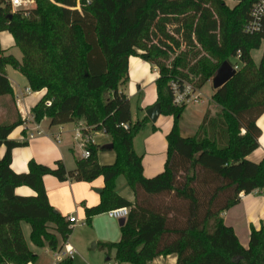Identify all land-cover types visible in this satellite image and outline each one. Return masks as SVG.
<instances>
[{"label": "trees", "instance_id": "16d2710c", "mask_svg": "<svg viewBox=\"0 0 264 264\" xmlns=\"http://www.w3.org/2000/svg\"><path fill=\"white\" fill-rule=\"evenodd\" d=\"M225 1L90 0L86 5L78 0V7L77 0H34L27 17L0 6V33L12 36L22 55L20 62L7 56L0 63L17 70L31 91H46L31 109L33 121L47 118L50 126L82 121L92 134L107 135L116 154L114 164L101 166L97 153L102 148L90 145V156L77 160L71 172L59 161L51 169L30 160L28 173L15 174L11 151L26 143L8 136L21 121L0 125V147H5L0 158V264H36L21 223L30 226V242L37 248L57 251L71 234L68 222L48 202L45 176L60 182L103 179L99 204L84 210L87 223L110 210L128 209L120 240L102 246L115 252L117 264H148L168 255L176 256V264H264V220L259 230L251 229L244 248L221 217L241 194L264 188V158L259 163L247 159L258 148L256 121L264 113V47L258 64L251 57L264 45V18L259 32L246 34L243 27L258 0H233L232 8ZM168 26H175L180 39L166 31ZM182 45L187 50L179 51ZM130 57L157 69L156 104L160 115L173 118L164 170L151 179L143 176L141 157L132 146L147 118L132 124L129 101L119 92L128 81ZM229 59L240 68L211 96L219 113L207 110L196 133L181 137L185 107L171 104L169 83L186 81L201 90ZM5 88L11 95L6 82ZM119 177L133 191L134 203L116 193ZM19 187L35 196H17ZM168 195L179 208L150 201Z\"/></svg>", "mask_w": 264, "mask_h": 264}, {"label": "crops", "instance_id": "0c3cea01", "mask_svg": "<svg viewBox=\"0 0 264 264\" xmlns=\"http://www.w3.org/2000/svg\"><path fill=\"white\" fill-rule=\"evenodd\" d=\"M233 2L235 5L236 2ZM226 5L230 7L227 3ZM2 33L4 32L0 34ZM1 47L0 43V52H4L5 50ZM158 76V72H154L150 64L140 58L130 57L128 59V81L119 88V92L125 95L129 101L132 124L147 118L146 111L156 104L154 83ZM5 82L11 89V95L6 94ZM14 84L15 82L6 77L3 69L0 68V125L12 124L19 119L21 125L13 130L8 139L18 143H26V146L15 148L11 151L10 169L15 174H26L28 173V163L30 160H33L51 169H54L56 163L59 161L67 172L73 171L81 154V148L73 140V134L78 124L83 122H73L69 126H50V120L47 118H44L39 123L26 121L25 116L27 112L31 113V109L42 99L46 91L33 92L29 89L28 83L27 88L21 91ZM27 89H29V92H26ZM133 103L140 114V118L137 115L136 120L133 119ZM212 106L209 104L207 110H211ZM185 109L179 120L181 137H183L181 119ZM205 111L204 109L199 110L197 114L198 120L194 126V134L202 121ZM146 123L144 126L147 127L151 123V128L148 130L145 127L146 129L142 132L141 146L139 147V142L136 141L137 136L133 138L132 146L136 155L141 157L143 176L151 179L164 170L167 154L166 136L172 128L173 118L171 116L159 115L154 123L148 120V118ZM256 125L261 132L258 139V148L247 157L253 163H259L264 158V113L257 119ZM35 131H39L41 134L29 140L28 135ZM194 134L187 132L186 135L188 137L183 138H190ZM92 141L93 145L102 148L97 153L98 164L101 166L114 164L116 160L115 152L103 149L105 145L111 144L110 138L104 133L99 132L93 133ZM4 153L5 147L2 146L0 147V158ZM42 181L50 206L63 216L66 221L68 217L75 216L76 219L85 221L87 226L86 232L81 235V238L75 239L71 232L65 243L60 242V249L65 245L72 249V264H117L114 259L115 252L113 250L108 251L102 246L117 243L120 240V226L119 223L115 222L119 220L111 219L104 213L94 216L87 223L84 214L86 208L95 207L99 204L100 194L104 187L103 179L98 178L90 183L74 180L60 182L52 176H45ZM115 191L126 201L134 203L135 195L124 178L119 177L116 180ZM15 194L20 197L35 196V193L27 187L16 188ZM239 199V203L225 211L221 217L224 224L233 229L241 246L247 248L251 229L259 230L264 220V188L248 195L241 194ZM23 224L26 223L20 224L23 238L28 249L37 256L36 264H58L59 262L55 261L56 251H51L47 247L37 248L31 242H27ZM148 264H176V256H160Z\"/></svg>", "mask_w": 264, "mask_h": 264}, {"label": "built area", "instance_id": "2783aa9c", "mask_svg": "<svg viewBox=\"0 0 264 264\" xmlns=\"http://www.w3.org/2000/svg\"><path fill=\"white\" fill-rule=\"evenodd\" d=\"M34 0H0L1 7H7L11 14L21 13L22 16L27 17L29 11L33 8ZM78 4V0H77ZM90 4V0H86V5ZM79 7V4L77 5ZM264 18V0H258L252 7L249 19L243 27L246 34H254L261 30L262 21ZM169 92L171 95V104L174 107H186L190 104H199L202 102L200 90L196 89L191 83L186 81H171L169 83ZM29 92V89L26 90ZM19 102V100H17ZM50 105V103H47ZM26 121H33L31 113L27 112L25 116ZM121 127L128 129L127 124H121ZM39 131L30 133L28 139H33L36 135H40ZM92 133L89 128L85 127L84 123H79L77 129L73 134V140L76 141L80 148V159H87L90 156L88 147L93 145ZM106 215L115 220L126 219L128 216L127 208H119L106 212ZM69 229H74L76 226H84L85 221L76 219L75 216H70L67 219ZM65 258H72V249L68 246H63L62 249L56 251L55 261L60 262Z\"/></svg>", "mask_w": 264, "mask_h": 264}, {"label": "rangeland", "instance_id": "374dc122", "mask_svg": "<svg viewBox=\"0 0 264 264\" xmlns=\"http://www.w3.org/2000/svg\"><path fill=\"white\" fill-rule=\"evenodd\" d=\"M228 4L230 7L234 5V2L233 0L229 1V0H226L225 1V4ZM35 6V2L33 4V7ZM174 29H175V26H168L166 28V31L171 34V35H175L174 34ZM175 37L177 39H180L179 36H176ZM0 43H1V48H3L5 51L4 52H0V57H7V56H12L14 57L16 60H18L19 62L21 61L22 59V55H21V52L19 51L18 48H16L14 46V43H13V39L12 37L10 36L9 33H2L0 34ZM155 43V42H154ZM264 47V45H262V47L257 50V51H253L251 53V57L252 59L255 61V63L257 64L262 56V48ZM181 50H187V48H185L184 45H182ZM179 51H176L175 54H169L170 55V60L175 57ZM228 63L237 71L239 68H240V64L237 63V60L236 59H229ZM0 68L3 69V71L5 72L6 74V77H9L12 81L15 82L14 85L17 86L18 89H20L21 91H23L25 88H27V81L26 79L15 69H13L12 67L10 66H4L0 63ZM154 72L157 73V69L155 67H152ZM155 74V73H154ZM13 84V83H11ZM213 92H214V89L212 87V83H211V80L206 83L200 93H201V99H202V102H200L199 104H190L188 106H186V109H185V112L183 114V117L181 119V125H182V134H183V137H188L187 132H192V134H194V126L198 120V112L199 110H206L207 111V108H208V105L211 104V96L213 95ZM133 106V119L136 120V116L138 115V118H140V114L137 112L136 110V106L135 104L133 103L132 104ZM205 111V112H206ZM210 114L211 115H215L217 113H219V108L215 105L212 106L211 110H209ZM161 116H164V115H161ZM2 122V121H1ZM148 123V122H147ZM146 123V124H147ZM70 123L68 124H64V125H68L69 126ZM146 126H144L143 129H141L136 135L135 137L137 136V142H139V147L141 146V137H142V132L144 131V129H150L151 128V123H149V125H147V127L145 128ZM13 132V131H12ZM11 132V133H12ZM10 133V134H11ZM190 136V135H189ZM11 137V136H10ZM8 140H11V139H8ZM151 203H153V205L155 206H158V207H162L164 205H166V207H170L172 209L173 208H179L181 204H179L178 201H175L173 196L172 195H168V196H161L159 198H154V199H151L150 200ZM116 223H118V221H115ZM86 224L84 226H76L73 231H72V236L75 238V239H79L81 238V235L86 232ZM23 230L25 232V235H26V240L28 243H30L29 241V233H30V227L29 225L27 224H23ZM92 247V245H91Z\"/></svg>", "mask_w": 264, "mask_h": 264}, {"label": "water", "instance_id": "95a60500", "mask_svg": "<svg viewBox=\"0 0 264 264\" xmlns=\"http://www.w3.org/2000/svg\"><path fill=\"white\" fill-rule=\"evenodd\" d=\"M235 74L236 70L228 62H223L216 70L214 77L211 79L213 89L217 90L223 87L234 77ZM145 114L148 120L154 123L160 115V106L155 104L153 107L148 109ZM112 148L113 147L111 144L105 145L103 147V149L107 150H112ZM124 221V219L118 221L120 227L124 224Z\"/></svg>", "mask_w": 264, "mask_h": 264}]
</instances>
